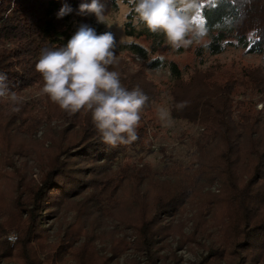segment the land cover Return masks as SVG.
<instances>
[{"label":"rangeland","instance_id":"374dc122","mask_svg":"<svg viewBox=\"0 0 264 264\" xmlns=\"http://www.w3.org/2000/svg\"><path fill=\"white\" fill-rule=\"evenodd\" d=\"M211 1L201 0L200 7ZM129 3L118 1L105 14L103 24L116 41L109 70L126 82L133 78L152 96L140 111L141 141L118 155L112 171L103 165L94 168L97 174L87 175L93 163L73 156L81 146L79 137L62 132L64 112L39 87L20 92L19 111L7 98L0 101V264H24L33 255L37 260L32 264H264V234L240 233L239 218L232 204L220 198L216 177L179 194L176 186L183 174L175 170L196 162L201 173L203 165L218 161L216 155L225 148L223 133L211 134L218 117L228 118L225 135L230 123L240 126L244 117L264 121V82L258 76L264 79V55L228 47L199 57L194 50L206 36L180 49L166 41L149 58L174 61L180 71L175 81L167 68H143L121 50L134 40L124 33ZM200 18L199 13L194 23L201 24ZM130 23L137 26L136 16ZM245 25L246 20L240 26ZM71 27L76 30L78 22ZM135 42L145 44L143 39ZM200 93L209 96L213 107L195 106ZM181 101L187 106L178 109ZM160 109L170 111V121L159 118ZM202 117L213 126L210 143L200 149L198 143L207 135ZM56 157L75 167L91 187L71 198L56 197L51 208L30 205L28 215V193ZM238 167L243 174L245 168ZM205 171L207 182L212 175ZM26 230L29 241L23 242L20 235ZM12 233L18 237L15 243L7 240Z\"/></svg>","mask_w":264,"mask_h":264},{"label":"trees","instance_id":"16d2710c","mask_svg":"<svg viewBox=\"0 0 264 264\" xmlns=\"http://www.w3.org/2000/svg\"><path fill=\"white\" fill-rule=\"evenodd\" d=\"M118 1L130 2V0H99L105 6V14L115 10ZM90 2L91 0H0V75L6 77L5 83L9 90L20 95L23 89L34 86L39 87L41 91L42 76L35 70L40 52L45 48L66 45L76 31L71 27L73 21L78 22V26L80 24L89 25L95 29L97 34L110 32L103 23H98L95 20L93 14H77L81 3ZM65 4L73 11L57 18L58 11ZM133 8L134 5L129 3L124 33L134 40L123 43L121 50L138 59L143 68H167L170 77L178 81L180 71L174 61L164 60L160 57L149 58V55L156 52L166 42V39L160 32L149 31L143 23L137 21V26L132 25L130 20L136 16V13L131 11ZM200 16L204 21L203 26L206 28V41L195 48V55L199 57L204 54L216 55L228 47L242 48L249 54L264 55V0H212L202 5ZM245 20L246 25L241 28L240 25ZM138 39H143L145 44L136 43L135 41ZM258 76H260V84H263V77L259 73ZM121 84L128 90L138 87L137 81L133 78L127 82L121 80ZM143 92L150 100L151 92L147 93L144 90ZM200 95L203 94L200 93ZM208 97V95L202 96L200 101L195 102V106L205 110L213 107L211 99ZM1 99L2 97H0V101ZM146 106L147 103L143 108ZM62 112H64L65 118L62 117L65 122L62 132L65 134L74 133L79 137L78 141L80 142L77 146H81L73 156L75 158L82 156L83 160L93 163L90 165L87 175L97 174L95 169L101 168L103 165H108L107 173L112 171L118 155L127 148L136 146L143 137V130L139 127L137 140L129 144L111 147L101 141L92 122L91 113L86 109H81L75 114H69L64 110ZM196 114L195 112L194 115ZM57 118L60 119V117ZM254 119L248 116L244 117L240 126L230 123V133L225 135L223 129L228 121L225 115L215 119L214 126L208 122V119L205 121L202 117L203 130L207 135L202 136L201 140L199 139L198 147L203 149L207 143H210L208 139L211 126H213L212 137H219L223 133L224 150L220 152L221 154L216 155L218 161L203 165L201 173H198L200 164L196 162L187 168H175L178 171L182 170L183 174L176 186V193L179 194H183L184 190L188 191L195 183L203 185V183L213 182V178L216 177V184L218 183L220 186L218 194L221 199L232 204V208L239 218L241 234L247 230L264 234V121L260 120L258 123ZM237 128H239L238 132ZM68 144L63 148H68ZM64 149L61 151L63 156L66 154ZM238 166L245 168L243 174L237 172ZM204 171L207 172V175H212L207 182L203 176ZM77 173L75 167L71 168L69 164L63 165L56 157L39 181L30 189L25 212H29L30 205L37 207L39 204L45 203L48 205L46 208H51L56 204L54 202L56 197L71 198L89 189L91 183H86L84 179L81 180ZM133 175L134 173L130 178H133ZM151 177H155L154 174ZM49 212L46 211V215ZM155 227L153 225L151 229ZM154 231L155 229L151 234ZM20 236L23 242L29 241V230L22 231ZM262 245H264V241H262ZM35 260L37 259L33 255V258L28 257L27 262L32 264L31 261L35 262ZM27 262L24 264H28Z\"/></svg>","mask_w":264,"mask_h":264},{"label":"clouds","instance_id":"9594fccd","mask_svg":"<svg viewBox=\"0 0 264 264\" xmlns=\"http://www.w3.org/2000/svg\"><path fill=\"white\" fill-rule=\"evenodd\" d=\"M139 23L149 31L160 32L173 49L187 48L206 35L203 24L194 21L201 11V0H130ZM73 10L65 4L57 13L61 18ZM77 14H93L104 23L105 6L99 0L81 3ZM128 15V12L125 13ZM115 37L111 32L97 34L87 24H80L66 45L42 49L35 70L41 74L45 94L60 109L75 114L81 109L91 113L92 122L101 141L111 147L137 140L140 111L149 97L139 87L128 90L121 84L119 73L110 71L115 63ZM6 77L0 75V97L7 98L14 111H19L22 100L9 90ZM187 101L177 104L178 109ZM162 121H170V111L158 110ZM17 236H7L15 243Z\"/></svg>","mask_w":264,"mask_h":264},{"label":"snow or ice","instance_id":"6c2138e0","mask_svg":"<svg viewBox=\"0 0 264 264\" xmlns=\"http://www.w3.org/2000/svg\"><path fill=\"white\" fill-rule=\"evenodd\" d=\"M200 23H201V24H203V23H204V21H203L202 17L200 18Z\"/></svg>","mask_w":264,"mask_h":264}]
</instances>
